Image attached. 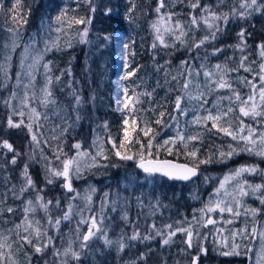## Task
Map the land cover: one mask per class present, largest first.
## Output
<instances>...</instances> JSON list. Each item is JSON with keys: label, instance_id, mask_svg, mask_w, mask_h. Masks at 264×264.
Wrapping results in <instances>:
<instances>
[{"label": "rangeland", "instance_id": "1", "mask_svg": "<svg viewBox=\"0 0 264 264\" xmlns=\"http://www.w3.org/2000/svg\"><path fill=\"white\" fill-rule=\"evenodd\" d=\"M166 1H169L170 3H180L183 6L189 4V0ZM213 1V5L216 4L219 6V8L212 10H219L218 12H229L233 4V0H224L223 5L221 4L220 0ZM79 2L86 3L85 0H41V6H39L37 9L38 14L36 23L32 28L28 29L22 25H19L12 18L13 16L6 17L12 14L13 11H10V9L7 8L1 9L0 66H3L4 70L8 72L7 79H5L3 74L0 73V105H2L5 109V116H0V118L3 119V122L0 120V126L2 130L8 129L6 116L11 112V109L6 106L3 101L6 100L13 91L17 93L18 97L22 98L24 92L23 86L29 82L27 76L23 74L26 71V65L31 63V59L26 60L24 64L21 63V61L24 59V48L26 46H29L33 41H36L37 48L39 50H43L46 44L51 47L52 42L55 41L57 43V47L52 48L51 51L66 49L71 43H73L75 46L83 44L84 47H87L93 51H97V46L102 44V42L99 43L100 37L94 32L90 31L89 24L80 25L75 23V19H80V15L79 17L77 16L78 12L73 11L72 6L73 4ZM207 5L210 6L209 4ZM190 11L191 8L187 11V23L189 22L190 15H192ZM65 13L66 15H64ZM194 15L199 17L204 15V13H200L199 11ZM57 16H61L62 20L65 22L63 25L65 31L62 33H57L56 31V28L60 26L56 22ZM256 17L263 18L264 14L255 13L247 20L233 18L226 26L222 22H219L222 31L217 34V38L215 40L209 41L198 49L191 47L189 57L184 60L177 61L173 68L169 71L163 70L158 64H155L153 68V72L155 74L148 75V78L150 80L154 79L157 77V75L160 76L162 72H165L168 79L173 82V86H176V95H178L180 93V86L184 79L181 73L186 72L190 66L193 70H198L200 73L198 77H194V80L196 83L201 85L200 90L205 91V99L208 101L206 108L209 111L215 109L217 105L222 108H227L228 101L221 100L220 98L231 95L229 90L225 89L220 91H206L205 77L203 73L205 70L215 71L214 66L217 64L227 65L228 68H236L239 65V61L242 56L248 57L245 67H251L254 72L258 70L259 64L264 62L261 60L259 48L260 44H264V23L259 29L260 34L252 39V19ZM84 19L86 18L84 17ZM156 20L157 16L153 22ZM69 24L71 25L70 27ZM84 27L88 28V35L85 38V42H81L79 33L83 31ZM249 27H251V31H249ZM242 28L246 30L245 42L247 45L243 52H241L239 48L235 47V45L240 43L237 33H239ZM9 29H13L14 31L10 32ZM200 31L201 32L199 36L194 38L191 42L192 44L208 34L207 30L203 26L200 28ZM151 34L153 35V39L155 41V33L152 27ZM17 36L18 38L15 39V44L17 47L15 51H11L13 39ZM155 42L159 43L158 41ZM121 43L122 42L120 39L114 43V52L118 60L116 68L118 69L121 68ZM5 46H7V49ZM215 48H221L223 49V52L213 55ZM51 51H48L44 54V60L41 61L36 72L34 73L36 76L35 83L37 90L44 84L45 72L42 65L44 63L50 62L48 54ZM29 55H35V52H30ZM5 56L9 57L7 64L4 63ZM13 57H15V62ZM183 61H188L189 65L183 64ZM201 65L204 67L201 68ZM18 74L22 76L19 84L17 83L16 79ZM172 77H176L177 79L174 81ZM240 77H245L251 80L252 73L246 72L243 68H241L238 72L229 73L227 79L233 81V88L239 90L242 97H246L250 94L249 87L236 82ZM118 78L119 71L114 73V90L112 91L111 97L116 107L118 106L115 102L116 96L119 91H122L121 83L118 84V81H116ZM142 82L145 83L146 81L143 79ZM76 91L78 95H80L81 89L76 88ZM195 91L196 90L194 89V94ZM67 92L72 94L75 92V90H69ZM53 98L55 99L56 103L49 105V107L46 109L41 108L37 104H33L34 107H37L38 111L47 113L48 119H42L40 121V132L42 135L39 137L41 141L47 140V144L43 142L38 145L32 143L30 134L25 136L26 132H28L26 128L22 127L18 130H15L16 140L19 142L24 140V142H26L25 145H23L24 150L21 152L24 154L23 161L25 162V165H28V175L32 178L34 187L28 189L22 195L20 194V189L25 184L23 177L24 164L22 167L18 168V172L15 174V179H12L8 173L2 171L0 168V208L6 209L7 207H11L15 210L14 213L0 212V232L9 237V243H11L13 239H17L15 236V225L21 223V221L24 219L23 209L29 200L38 204L36 198L39 195L42 196L45 201H53V203L49 205V212L47 214H45L42 209L37 207L36 211L31 213L29 216L30 220L40 221L41 231L46 232L45 236H43L39 241L35 242L43 244L47 240V237L50 236L52 237V244L48 248L44 249L42 254L36 253L34 248L31 246L19 248L17 250L16 244H13V249L15 250V259L17 260L18 264H62L63 258L55 255V253L57 250L62 252L63 249L68 246L69 241L73 243L74 248L79 245L80 241L76 237V226L82 216L84 219H87L92 214L97 216L103 215L104 230L107 232V238L110 240L117 241L123 237V242L126 244L130 241L129 237H131L132 234L137 230V227L142 239L143 235L141 231L143 229V221L139 223V226L136 220L133 219L130 221V212L128 210V207L130 206L128 201L129 199H132L134 203V201L136 202V200H138L137 205L140 207H145L146 209H149L153 206V201L156 203V198L154 196V200L152 201V199L147 195V192L150 188L154 187L155 184H159V179L153 177L152 174L145 172L143 173L142 171L140 174H138L135 167H127L126 165H121L120 162L118 165L113 163L111 166L112 168H109V165L106 167L110 170L111 175L105 178H99L98 176L94 178L89 173L90 171L94 172V169L99 165L101 158L105 159L104 155L107 144L103 134L104 124L94 128L89 143H83L80 140H74L71 144L70 152L63 151L62 155L55 145L50 144L49 140L51 139V134L56 130V128H60V125H63L64 123L68 125L66 122L68 120V115L66 114L65 107L57 101V97L54 96V93ZM14 103L18 105L20 103V99H17ZM2 106H0V109ZM183 106L187 108L188 115L179 116L178 126L176 122L167 118L161 129L156 131L155 139L152 141L155 147L158 145H164V141L170 137L176 136L178 130L180 129H182L188 135H202L205 127L196 125L192 123V121L197 114L204 116L207 115V112L201 110L196 103L189 102L187 100H185ZM233 106L235 107V105ZM0 112L4 113V110H1ZM171 113H173V109ZM215 114L216 112L213 111V115ZM25 123H27V120ZM233 123L235 124V121H233ZM244 123L246 125L258 127V124L248 117L244 118ZM66 125H64V127ZM222 126L227 127L228 125L225 123ZM207 128H211V121L208 122ZM227 137L228 140L223 146H218V144L214 145L213 150L215 151V161L213 163H201L200 161H202V159L198 157V155L197 158H193V165L200 166L203 169H198V176L188 182V187L193 190L196 187H198L200 190H203L206 186H209V190H207L204 194L202 207H200L198 210L200 223H190L193 226L194 231L200 233L199 237L194 238V246L188 249L184 243L186 240L185 234L177 233L181 236V241H183L185 245L186 252L185 254L182 253V255H189V259L186 262H180V264H190L191 257L197 255L198 247H203L206 249V254L200 255L198 264H254L256 258L254 252L249 253L246 250L249 247L253 248L254 250H258V239L242 240L241 237L237 236L235 243L240 245V254L230 256H224L221 254L223 251H231V245L233 243L231 232L243 228L245 223L249 222L246 220V217L243 214L239 218H235L225 212L223 213V218H221V214L218 211L207 214L200 211L201 209H204L205 206L210 205L212 201L218 199V197L215 195V190L219 187L220 181L223 180L226 175L233 173L236 169L242 166L258 165L260 169H264V158L253 155L250 152L241 151L240 149L243 147V145H238V143L233 141L231 137ZM4 139L5 138L0 136V141ZM7 140L13 145V142L11 141L12 139ZM198 142L199 141L190 142L187 149H185V152L187 153L197 149V146H199ZM76 143L81 145V149L79 151L87 152L91 156H95L96 153L100 151V147L102 145L103 155L97 157L95 166L83 168L79 178L73 174V188L76 190V192L80 193V195L73 200L71 197L75 196V193H68L67 190L62 187L63 178L54 179V182L51 184H49L47 180L49 178V168L60 169L62 166V161L65 158H71L77 154L78 150L72 147ZM178 146L182 148L184 147V145L180 144L179 141H177L176 145L170 147ZM229 146L236 149V154L232 155L231 157L225 156L221 158L220 152L227 153L229 151ZM166 147L168 148L169 146ZM0 149L4 150L3 148ZM57 155H60V160L55 159ZM138 159H140V156L134 157L133 160L128 161L134 162ZM82 160H84L86 163H91V160L87 159L86 157H82ZM213 170L215 171L214 177L209 175V173H211L210 171ZM95 171H101V169H96ZM34 178L43 182L40 187L36 185ZM245 180L250 185L261 184L258 181H252V174H243L241 183ZM132 187H135L137 192H135L133 195H130L129 193L131 192ZM13 189L16 192L15 197L12 195ZM92 189H95V191L91 192L90 190ZM228 191L231 192L232 188L228 187ZM105 193L108 194L107 197H105ZM86 194H91L92 196V201L90 204L83 199ZM139 194H142L143 198L141 200L143 201V204H141L140 199H138ZM259 195L260 193L244 196L240 201L242 204L240 209L241 213H243L244 208L260 209L258 206L260 200L257 198ZM57 200L61 202L59 207H57L55 203ZM69 203H71L74 208L72 218L68 221H62L59 225V228L55 227L54 224L50 225L48 223V216L51 215L53 220L56 217L62 216ZM261 211L262 214L257 215L255 218L257 222L256 226L258 228L264 226V206L262 207ZM134 213L135 212L133 211V214ZM125 215L127 216L126 220L123 218ZM208 216L216 220L217 223L215 225H207V227H204L203 224L205 223ZM201 217H203V219H201ZM229 219L233 220L232 224L225 223V221ZM183 226L187 228L189 226V222L187 224L183 223ZM249 226H251L250 222ZM87 227V224H80L79 231L84 233L87 231ZM218 229H223V232H219ZM20 231L23 232V229L21 228ZM164 231L166 232L168 229L164 228ZM156 241H158L159 251L162 247V238L159 237L156 239ZM225 245H227V247ZM162 251H159L158 253H161L159 255L161 260H157L152 264H164L163 256L165 254L167 256L171 253H177L175 252V247H173L172 252ZM120 253L121 251L118 249L116 244L110 246L106 245L104 243L103 237H100L98 239L91 240L89 242V247L82 250L80 260L82 259L83 262H80L79 260L74 262V264H118L117 261L121 255Z\"/></svg>", "mask_w": 264, "mask_h": 264}, {"label": "snow or ice", "instance_id": "2", "mask_svg": "<svg viewBox=\"0 0 264 264\" xmlns=\"http://www.w3.org/2000/svg\"><path fill=\"white\" fill-rule=\"evenodd\" d=\"M85 2L89 6L90 12L94 13L96 11L95 0H85ZM131 7L128 9V16L131 18L132 13L135 10V2L134 0H130ZM221 4H224V0H220ZM18 3V0H17ZM166 0H158L157 6L155 8V12L157 15V20L153 22L151 25L154 33H155V41L159 42V45L167 48L170 47L166 43L165 36L174 37L176 40H179L182 44L184 43V37H187L193 30L200 29L202 26L207 30L208 34L203 36L197 42L193 43L190 47L200 48L211 40H215L217 38V34L222 31L220 27V23L222 22L225 26L230 22L233 18L247 20L249 17L253 16L255 13L264 14V0H233V4L230 8L229 12H218L212 10L211 6L201 5L200 0H194V2L190 3V7L193 10L200 9L201 12L204 13L202 16H196L194 14L190 15L189 22L187 24L182 23L180 20L174 19V14L171 12L162 13V9L165 8ZM17 8V4L13 5V8L10 11H15ZM111 12V9L108 10ZM66 15V13L64 14ZM15 20L16 17L13 16ZM56 22L59 27L56 28L57 33H62L65 31L63 27L64 21L61 16L56 17ZM91 17L87 19L80 18L75 19L76 24L80 25H88L91 24ZM71 25L69 24V27ZM10 32L14 31L13 29H9ZM88 35V28L84 27L83 31L79 33L80 41L85 42V38ZM246 30L241 29L239 33H237V37L240 41L239 44L235 45V47L239 48L241 52L247 47L245 42ZM14 37L11 51H15L17 45L15 44ZM154 41L152 47L155 49L157 47L156 42ZM69 46H71L69 44ZM57 47V43L55 41L52 42L51 47L47 44L45 45L43 50H39L37 48V42L33 41L31 45L26 46L24 48V59L21 61L22 64L28 59H31V63L26 65V71L23 75L27 76L28 84L24 85V92L21 97H18L17 93L13 91L9 97L3 101V103L11 109V112L6 116V123L9 129H19L26 128L28 133L31 136V141L34 144H40L41 142L47 144L48 141H41L39 137L42 135L40 132L41 124L40 121L47 120V113L38 111L37 107H34L33 104L39 105L41 108H48L49 105L55 104L56 101L53 98L52 86L54 83L53 77L49 74L51 72L49 63H44L43 69L45 72V81L42 87L38 90L36 89V76L34 73L37 70V67L40 65L41 61L44 60V54L48 51H51L52 48ZM7 49V46H5ZM121 48L123 51L124 60L122 61V69H124V75L117 82L118 84L122 83V81H127L131 77L135 75V73L139 70L138 68H133L127 62V55L129 49L128 42H122ZM260 48V56L261 60L264 61V44L259 45ZM30 52H35V55H29ZM223 52L221 48H215L213 51V55L217 53ZM132 56H135V52H131ZM9 60L8 56L4 57V63L7 64ZM248 57L242 56L239 61V65L236 68H228L227 65H215V71L205 70L203 75L205 77V85L206 91H220V90H229L231 95L226 97H221V100H227L228 106L227 108H222L219 105L211 111L206 108L208 101L205 99V91L200 90L201 85L196 83L194 77H198L200 75L198 70H193L190 66L186 72H182L181 75L184 77L183 82L180 86V93L176 95L174 105H173V113H168V119L177 123L179 125V116H187L188 110L185 108L184 102L185 100L189 102H194L198 105V107L207 112V115L201 116L197 114L193 119L192 123L196 125H201L206 128L207 131L211 132L213 129L216 130L217 133H223L226 136L232 138L233 141H236L238 145L242 144L243 147L240 149L241 151L250 152L253 155L264 158V62L260 63L258 66V70L255 72L251 67H245L247 63ZM185 65H189L188 61L182 62ZM204 66L201 65V68ZM241 68L244 71L252 73V79L249 80L245 77H240L237 83L246 85L249 87L250 94L246 97H242L240 91L233 88V81L227 79L229 73L238 72ZM0 73L3 74L5 79L8 78V72L4 70L3 66H0ZM17 83L19 84L22 76L20 74L16 77ZM175 81L177 78L172 77ZM60 77L56 76L55 81H59ZM133 83H135L133 81ZM195 91V94L193 90ZM130 89L127 86L122 87V91H119L116 96V104L118 105V111L121 112H130L136 113L137 105L142 103V97L148 96L150 97L152 93L150 92H137L135 88ZM76 104L79 105L81 103V98L79 96H74ZM20 99V103L17 105L14 102ZM235 105V107L233 106ZM155 111V109H152ZM213 111L216 112L213 115ZM178 114V115H176ZM166 113L160 112L159 117L155 120L156 124H162L164 121ZM251 118L258 127H253L252 125H246L244 123V118ZM132 131L135 132L138 128L143 133L145 137H151L147 141V152L148 156H152L153 149V139H155V135L153 134V129L149 125V123H145L143 127L140 126L139 121L136 116L132 117ZM27 120V123L25 121ZM211 121V128H207L208 122ZM235 121V124L233 123ZM227 124V127L222 126L223 124ZM123 134L124 139L121 141L120 147H124V141L129 138V117L125 116L123 119ZM107 127V124L104 125ZM35 129V130H34ZM66 131V129H65ZM56 139V137H54ZM201 136L199 134L196 135H188L182 129L178 130L176 136L170 137L169 139L164 141V145H158L157 151L160 147L169 146L168 150L171 151L172 148L170 146L176 145L177 141L180 144L184 145V148L187 149L188 144L193 141H199ZM109 142L113 144L115 147V142L109 139ZM72 147L77 149V154L71 158H65L62 161V166L60 169L49 168V178L47 182L49 184L54 182V179L63 178L62 187L67 190L68 193H75V196H72L71 199H76L80 193L76 192L73 188V174L77 178H79L83 168H88L95 166L97 162V157L103 155L102 145L100 147V151L96 153L95 156H91L87 152L79 151L81 149V145L79 143L74 144ZM0 148L6 149L8 153H11V159L8 163L16 164L17 157L20 155L15 151L13 145L9 143L7 139L0 141ZM141 148H144V145H141ZM58 151L62 153V150L58 149ZM199 149H194L192 151L187 152V155L191 158H197V153ZM116 156L120 157L122 160H133L134 157L127 154H122L120 151H117ZM236 154V149L229 146V151L227 153L220 152L221 158L227 156L231 157ZM82 157H86L91 160V163H86L82 160ZM60 155H57L55 159L60 160ZM105 159L107 157H104ZM201 163H207L210 161L204 160L200 161ZM83 166V167H82ZM138 167L142 169L145 173H162L163 175L174 178V179H182L189 180L192 177L197 175L196 167H187V166H177L170 165L168 161H154L152 159L145 160L143 154H141L140 159L138 161ZM257 174L260 173L264 175V170H261L258 165L253 166H242L236 169L233 173H230L224 177L223 180L220 181L219 187L215 190V195L218 199L212 201L210 205L205 206L204 209L200 211L207 214L211 212L218 211L221 214V218H223V213L227 212L230 216L239 218L242 214L246 217V220L251 223L249 226V222L245 223V226L241 229L231 232L232 245L231 251H223L221 254L224 256L230 255H239L240 245L235 243V239L237 236L241 237L242 240H259V249L254 250L253 248H247V252L255 254L254 264H264V226L257 227L255 218L257 215L262 214L261 209L258 208H244L243 213H241L240 209L242 207L241 199L244 196L255 195L260 193L257 197L260 200V203L264 205V184H256L250 185L245 180L241 183V178L243 174ZM23 177L25 184L20 189V194L22 195L28 189L34 187V183L32 178L28 175V165H24ZM228 187L232 188V191H228ZM250 190V191H249ZM94 192L95 189L90 190ZM12 195L15 197L16 192L13 189ZM108 194L105 193V197ZM83 199L89 204L92 201L91 194H86ZM139 199V198H138ZM36 200L38 204L29 200L23 209L24 219L21 223L15 225V236L17 239H13L11 243H9V237L0 232V264H18L15 259V250L13 249V244H16L17 250L19 248H24L31 246L34 248L36 253L42 254L44 249L48 248L52 244V237H47V240L43 243H37L35 241H39L43 236L46 235V232L41 231L40 221L30 220L29 216L31 213H34L39 207L42 209L45 214L49 212V205L53 203L52 200L45 201L42 196H37ZM56 206L59 207L60 201L57 200ZM140 203L143 204V201L140 200ZM103 207V206H102ZM115 210V209H113ZM14 209L11 207L0 208V212L6 213H14ZM74 212L73 205L69 203L67 205L66 211L63 212L62 216L56 217L54 220L51 215L48 216V223L54 224L55 227L59 228V225L62 221H68L72 218ZM125 220L127 216L123 217ZM196 220V217H193ZM203 219V217H201ZM104 217L103 215L97 216L95 214L90 215L87 219L81 217L80 221L76 226V237L80 241L79 245L74 248L73 243L69 241L68 246L63 249V251L57 250L55 255L62 257V264H74V262L79 261L82 250L87 249L89 247V242L93 239H98L103 237L104 243L106 245L116 244L118 249L122 251L126 245L123 242L124 238L121 237L120 240L113 241L107 238V232L104 230L103 225ZM197 224L200 223L199 220L196 221ZM217 223L216 220L207 217L204 227L207 225H215ZM225 223L232 224L233 220H226ZM80 224H87V231L81 233L79 231ZM168 231H163L162 229H158L153 223L151 225L150 231H154L155 235L160 236L162 238L163 245H169L172 242V237H174L177 233H184L186 236V240L184 241L186 247L188 249L194 246V238L199 237L200 233L194 231V228L191 224L187 228L183 226V222L178 223L177 225H165L164 226ZM21 228L23 232H21ZM11 231V230H9ZM219 232H223V229H218ZM31 237V238H30ZM143 239H151L153 238L151 235L143 236ZM131 240L141 239V234L137 230L129 237ZM227 239V238H226ZM227 247V245H225ZM184 251V250H182ZM201 254H206V249L203 247H198V252L196 256L191 258L190 264H198L199 258ZM143 258V254H141V259Z\"/></svg>", "mask_w": 264, "mask_h": 264}, {"label": "trees", "instance_id": "3", "mask_svg": "<svg viewBox=\"0 0 264 264\" xmlns=\"http://www.w3.org/2000/svg\"><path fill=\"white\" fill-rule=\"evenodd\" d=\"M134 2L136 7L131 18L128 16V9L131 7L130 0H95L96 11L94 13L89 11L87 3L79 2L73 4L72 10L78 12V17L79 15L80 18L85 17L86 19L91 17L92 22L89 24V29L100 37L99 43L102 42V44L97 46V51H93L84 47L83 44L75 46L71 43V46H68L66 49L53 50L48 54L50 58V75L54 80L52 91L54 96L57 97V101L65 107L66 114L68 115V120L66 121L68 125L64 123L60 125V128H56L51 134L50 144L55 145L62 152H70L71 144L74 140L89 143L94 128L101 124H107V127L103 129L107 144L104 157L107 158H101L99 165L95 167L94 172L98 173L89 172L94 178L97 176L99 178L110 176V170L106 167L109 165V168H112L113 163L118 165L120 162L121 165L134 167V162L122 160L116 156L115 153L117 151L133 157L141 156V154L149 157L147 141L151 137L143 136L139 128L133 132L131 117L135 115L141 127L145 123H149L153 129L152 135H156V131L161 129L167 120V114L172 112L177 88L173 86V82L168 79L165 72H162L160 76L157 75V77L151 80L148 78V75L155 74L153 72L155 64H158L161 69L169 71L177 61L189 57L191 42L201 32L200 29L193 30L187 37L183 38V44L174 37L165 36L166 43L170 47L165 48L156 43L157 47L154 49L152 47L154 39L151 34V23L158 15L155 12L158 0H134ZM191 2H194V0H189V4L183 6L180 3L166 1L162 13H173V23L175 20H180L187 24V11L191 8ZM213 2V0H200L201 5L209 4L212 9L219 8L216 4L213 5ZM14 4H17L16 10L6 17L15 16V21L19 25L27 29L32 28L36 23L37 9L41 6V0H18V3L17 0H0V15L2 14L1 9L7 8L11 10ZM109 9H111V12L108 11ZM199 11L201 13L200 9L193 10L191 8L190 12L196 14ZM263 23L264 17L252 19V39L260 34L259 29ZM249 31H251V27H249ZM118 39L121 42L129 43L127 62L133 68L139 69L129 80L122 81L121 88L123 86L129 87V94H131L132 88H135L137 92L152 93L150 97L144 96L141 98L142 103L137 105L138 111L136 113L118 111V106H115L111 98L112 91L114 90V73L119 71V78L116 79V81H119L125 71L122 69V66L120 69L116 68L118 60L114 52V43ZM123 51L122 49L121 65L124 60ZM132 51L135 52V56L131 55ZM13 60L15 62V57H13ZM56 76L60 77L59 81H55ZM143 79L146 81L145 83L142 82ZM76 88L81 89L80 95H78ZM69 90H75V92L70 94L67 92ZM74 96L81 98L79 105L76 104ZM2 108L0 111L4 110V113L0 112V116H5V109ZM152 109H155V111H152ZM160 112H165L166 115L162 124H156L155 120L159 117ZM125 116L129 117V138L124 141V147L121 148L120 144L124 139L122 129L124 127L123 119ZM0 120L3 122L2 118ZM64 125L66 126L64 127ZM15 130L18 129L8 128L2 130L0 126V136L5 139H12L15 151L20 154L17 157V163L11 164L8 163L11 159V153L6 152V149H0V168L2 171L8 173L12 179H15L18 168L22 167L25 163L23 161L24 154L21 151L24 150L23 145L26 142L24 140H21V142L16 140ZM28 134L26 132L25 136H28ZM109 139L115 142V147L109 142ZM227 140L228 137L223 133H217L215 129L209 132L205 128L198 142L199 146H197V149H199L197 153L198 157L202 161H210L207 164L213 163L215 161L214 145L223 146ZM142 144L144 145L143 149L141 148ZM171 148L172 150L169 151L164 146L160 147L157 151V147L153 143L151 157H169L193 165V158L187 155L184 147ZM196 167L197 170L203 169L200 166ZM96 169H101V171H95ZM136 171L138 174L141 173L137 169ZM210 172L209 175L214 177L215 171ZM152 175L159 179V184H155L154 187L150 188L147 195L152 201L155 197L156 203L153 201V206L146 209L137 205L138 200L133 203V200L129 199L130 207H128V210L130 212V221L136 220L138 226L143 221L142 231L140 229L142 235H151L153 238L146 240L143 238L137 240L130 239L120 253L121 255L117 261L118 264H152L157 260H161L159 256L161 253L158 254L159 251L172 252L173 247H175V252L177 253H171L167 256L165 254L163 256L164 264H180V262H186L189 259V255H182V253L185 254L186 252L185 245L178 234L172 237V242L169 245L162 244L161 249L158 251V241L156 239L160 236L155 235L154 231H150L151 225L155 223L158 229L164 231L165 225H177L180 222L196 224V221L199 220L198 210L202 207L203 197L206 191L209 190V186H206L203 190H200L198 187L193 190L188 187L190 180L170 181L163 176ZM197 176L198 174L191 180ZM34 180L38 187L43 183L39 179L34 178ZM252 181L264 184V176L260 173L252 174ZM135 192H137L136 188L132 187L129 194L133 195ZM142 198V194H139V199L141 200ZM258 206L262 209L264 205L259 203ZM133 211L135 212L134 214ZM193 217H196V220ZM141 254H143L142 259ZM80 262H83V260L81 259Z\"/></svg>", "mask_w": 264, "mask_h": 264}, {"label": "water", "instance_id": "4", "mask_svg": "<svg viewBox=\"0 0 264 264\" xmlns=\"http://www.w3.org/2000/svg\"><path fill=\"white\" fill-rule=\"evenodd\" d=\"M144 159H145V160H147V159H152V160H154V161H160V162L168 161L170 165L187 166V167H196V166H194V165H192V164H190V163H188V162L181 161V160H176V159L169 158V157H144ZM138 161H139V159L136 160V161H134V163H133L135 169L144 172L142 169H140V168L138 167ZM196 168H197V167H196ZM152 174L163 176V177H165L166 179H168V180H170V181H189V180H191V179L193 178V177H192V178L189 179V180H182V179L169 178V177L163 175L162 173H152ZM197 174H198V170H197ZM194 177H195V176H194ZM191 258H192V257H191ZM190 262H191V260H190Z\"/></svg>", "mask_w": 264, "mask_h": 264}]
</instances>
